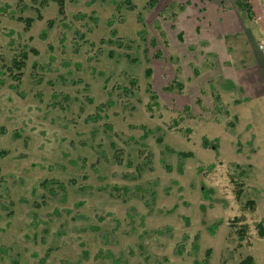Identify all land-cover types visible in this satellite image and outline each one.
<instances>
[{"label": "rangeland", "instance_id": "obj_1", "mask_svg": "<svg viewBox=\"0 0 264 264\" xmlns=\"http://www.w3.org/2000/svg\"><path fill=\"white\" fill-rule=\"evenodd\" d=\"M130 1L0 0V264H264V105L240 104L226 43H201L205 0Z\"/></svg>", "mask_w": 264, "mask_h": 264}, {"label": "crops", "instance_id": "obj_2", "mask_svg": "<svg viewBox=\"0 0 264 264\" xmlns=\"http://www.w3.org/2000/svg\"><path fill=\"white\" fill-rule=\"evenodd\" d=\"M204 2L206 3L200 8L204 14L194 18L195 31L200 37H206L201 40V43H206L213 48L212 37H218L223 41V44L226 43L224 51L220 52L223 53L221 56L230 58L233 53L234 57L232 58H236V60L229 62L241 64L234 71L235 76H231L227 80V82H231V80L237 82L242 93H245L240 104L260 99V105H264L262 100L264 99V51L258 47L262 38L257 35L255 30L257 27L250 24L253 20L248 18L242 20L234 7L228 4V0H205ZM187 26L185 31L187 30L189 33L190 25ZM184 34L187 33L184 31L180 33V40L183 39ZM216 53L218 51L215 49L209 52L210 55H216Z\"/></svg>", "mask_w": 264, "mask_h": 264}, {"label": "trees", "instance_id": "obj_3", "mask_svg": "<svg viewBox=\"0 0 264 264\" xmlns=\"http://www.w3.org/2000/svg\"><path fill=\"white\" fill-rule=\"evenodd\" d=\"M54 2H56L58 5H59V8H58V12L61 16H63L65 14V2L64 0H53ZM158 2V0H150L149 1V5L150 6H154L156 3ZM238 8L245 12L246 14V17L249 19V20H254L255 17L253 16V6L251 4V1L250 0H235ZM125 3H128L130 4V8H135V6L131 3L130 0H126ZM123 3H121L122 5ZM38 18L39 19H42V15H38ZM18 20L20 21H23L25 24H26V28L28 29L32 23L34 22V19L33 18H24V17H19ZM55 23L54 20H49L48 21V25L49 26H53ZM109 24L112 25L113 24V21L110 20L109 21ZM47 31H44V34H46ZM111 34L113 36H116L117 35V30L116 29H113L111 31ZM81 38H85V35H81ZM111 41V40H109ZM102 42H105L102 40ZM93 44V43H91ZM36 52V51H35ZM37 53V52H36ZM29 51L27 50H21L18 55L16 57H14L13 61H12V65L11 66H7L6 67V73H8V75L12 78V80H14L17 84H11V87L12 88H16L18 86V83L22 80L23 76H24V70L27 66V59L29 58ZM2 73H4V71H2ZM151 74V69H148L147 70V75L149 76ZM132 84H136L138 81L137 79H132ZM177 84V83H176ZM175 83H172L170 84L169 86H167L166 88L167 89H173ZM177 85H179L180 87H182L181 83H178ZM158 96L157 94H152L151 95V102L147 104L148 106V110H150L151 112L154 110V107L158 105ZM96 119V118H94ZM144 129V134L142 135V138H146L148 135H149V131L143 127ZM159 141H162L163 139L162 138H159L158 139ZM216 141H218V139H216ZM209 141L206 137L203 138V146L205 148L209 147ZM212 148H217V144L213 143ZM4 154V152L2 153ZM178 155L180 158L182 159H186V158H190V157H193L194 154L192 152H187V151H179L178 152ZM214 165L211 164L209 165V168H213ZM200 170H202V167H200ZM42 185H52V184H56L60 189H63L65 191V185L62 183V182H59L58 180L56 179H46L44 180L42 183ZM238 185V189H237V196H241V194L243 193V189L241 187V184L240 183H237ZM204 187V185H203ZM53 193H56L54 192L53 190ZM205 193V197H208L207 196V193L204 191ZM246 205L252 209H255L256 208V202L254 199H250L246 202ZM242 218V217H241ZM243 219V218H242ZM223 221L222 220H218L216 222H214L210 227H209V232L214 235L217 228L221 225ZM237 222H240V218L236 217L233 219V226H235L237 224ZM257 228H258V234L260 237L264 238V223L263 221H259L258 224H257ZM247 229L246 225H241L240 228H239V232L240 234H242L241 238H243V234L245 233V230ZM245 263L247 264H252L253 263V257L249 256L245 261ZM207 264V263H206Z\"/></svg>", "mask_w": 264, "mask_h": 264}, {"label": "built area", "instance_id": "obj_4", "mask_svg": "<svg viewBox=\"0 0 264 264\" xmlns=\"http://www.w3.org/2000/svg\"><path fill=\"white\" fill-rule=\"evenodd\" d=\"M258 47H259V49H260L261 51H264V41H263V40L260 41Z\"/></svg>", "mask_w": 264, "mask_h": 264}, {"label": "water", "instance_id": "obj_5", "mask_svg": "<svg viewBox=\"0 0 264 264\" xmlns=\"http://www.w3.org/2000/svg\"><path fill=\"white\" fill-rule=\"evenodd\" d=\"M264 8V0H259Z\"/></svg>", "mask_w": 264, "mask_h": 264}]
</instances>
